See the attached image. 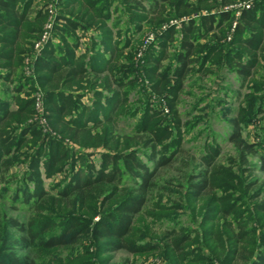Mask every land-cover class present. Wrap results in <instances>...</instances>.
I'll list each match as a JSON object with an SVG mask.
<instances>
[{
  "label": "trees",
  "instance_id": "obj_1",
  "mask_svg": "<svg viewBox=\"0 0 264 264\" xmlns=\"http://www.w3.org/2000/svg\"><path fill=\"white\" fill-rule=\"evenodd\" d=\"M39 1L0 0V80L15 83L11 91L3 92L0 88V173L10 170L12 159L24 161L27 168L17 179L12 197L14 202L25 203L35 211L27 223L2 212L0 264H110L109 258L80 259L89 251L69 254L71 246L77 245L72 243L83 238L85 224H93V233L100 239L114 238L112 250H158L157 244L137 241L134 225L158 187L159 169L179 161V154L184 152V123L177 102L195 62L199 63L196 72L205 76L215 73L208 68L209 62L216 69L224 66L236 71L242 85L251 83L254 93L247 99V107L228 120L238 159L223 163L220 148L208 146L202 156L204 169L194 173L190 159L185 163L189 167L183 176L188 177L194 196L207 197L214 204L227 203L216 209L224 215L223 235L220 229L205 230L211 256L191 259L189 248L196 237L190 231L169 230L166 257L171 251L179 264H198L203 260L208 261L206 264H264V202H255L242 210L245 203H239L235 197L237 193L246 198V192L257 185L256 181H242L244 170L240 171L239 166L247 165L248 155L264 146V138L253 143L243 139L244 126L255 122L257 113H264V0H148L149 8L141 0H122V8H113L116 0H56L59 12L52 24L53 35L34 59V75L27 77L23 73L26 58L42 40L50 17L46 7L51 0H43L42 4ZM236 2L253 5L236 16L234 9H227ZM221 7L222 11L213 12ZM118 11L123 14L113 22V14ZM177 17L189 19L182 22L181 29L168 25L158 39L161 48L154 54L150 52L151 45L144 64L153 90L172 92L168 100L175 115L169 118L164 109L155 108L149 101L144 102L141 112L140 108L129 106V96L124 91L138 80L139 70L132 55L124 54L132 41L123 43L118 28L123 23L125 31H140L145 21L159 26ZM88 29L98 34L90 36L86 51L81 52L84 35L80 32ZM218 31L223 40L199 42L212 34L217 37ZM228 33L231 36L226 41ZM178 34L177 64L169 77L160 68L169 58V48ZM125 57L129 64H125ZM260 69L263 72L259 73ZM134 73L137 78L131 80ZM36 90L44 94L43 113L49 132L40 128L36 118L40 112L36 109L35 94L31 96ZM89 91L94 96L90 104H85L83 97ZM137 115L140 117L135 134L121 135L118 130L123 116ZM52 131L68 139L70 146L75 144L87 151L78 156L77 148L65 145L63 139L49 137ZM101 147L104 150L100 151L99 166L83 160L77 168L84 154ZM143 156L152 159L154 166L144 162ZM68 165L65 186L59 184L62 188L56 193L47 189L45 179L65 172ZM261 193L260 188L248 198L257 200ZM96 216L100 218L94 221ZM229 216L240 225L243 221L239 231L231 227ZM203 218L205 223L206 216ZM250 219H255L257 228H248ZM9 227L17 229L20 236H10ZM258 233L262 242L257 239ZM97 247L101 250V246Z\"/></svg>",
  "mask_w": 264,
  "mask_h": 264
},
{
  "label": "rangeland",
  "instance_id": "obj_2",
  "mask_svg": "<svg viewBox=\"0 0 264 264\" xmlns=\"http://www.w3.org/2000/svg\"><path fill=\"white\" fill-rule=\"evenodd\" d=\"M121 1L122 0H116L113 3V8L118 5L122 8V6L125 5V2L122 3ZM141 1L144 6L149 8L148 0ZM39 2H41L39 4L44 3L43 0H40ZM238 4H240V2H236L230 7H227L234 9L236 11V16H238L240 11ZM46 8L51 10L49 11L50 17L48 23H53L59 12L56 0H51L49 7ZM46 8L44 9L45 11H47ZM222 10V7L215 8L213 9V12H220ZM202 13L209 12L203 11ZM122 14V11L113 14V22H117ZM195 16L198 15L195 14ZM188 19V17H184L183 19L177 17L159 26H155L154 24L145 21L143 23V29L140 31H135L134 29H131L129 32L125 31L126 25L123 23L120 28H118L120 32L119 38L123 43H126L127 40L132 41L131 48L126 50L124 54L132 55V59L136 62V66L139 70V74L137 73L138 80L124 89L129 96L130 107L140 108L142 112L144 102L149 101L155 108L164 109V113L168 115L169 118L175 115L173 113L174 111H172L171 103L168 100V98H172V92L167 89L164 93L155 92L152 88L153 83L150 80L151 78L144 71V64L145 57L151 45L153 46L150 48V52L154 54H156V51L161 48L158 39L161 33L168 28V25L175 24L178 29H181L182 22L187 21ZM47 24L45 29L47 27V30L49 31L48 38H50L53 35V29L49 25L47 26ZM118 30L116 31L118 32ZM220 32L221 31L215 33L217 34V37H214L212 34L211 36L209 35L210 37L201 39L199 42L202 44H209L220 39L223 40V35H221ZM93 34L97 35L98 33L94 29H88L85 33L83 31L80 32V35H84L81 39V52L86 51V46L90 43V36ZM115 34L117 33L115 32ZM229 34L230 33H228L226 41L230 40L231 35ZM179 37L180 35L178 34L176 36L177 39L169 48V58L164 61L163 66L160 68V71H167L169 77L173 76L176 68V54L180 48ZM45 42L43 40L39 41L33 54L26 58L23 67V73L25 76L28 77L34 75V59ZM125 64H129L126 57ZM198 66V62L193 64L194 71L190 74L186 88L180 94L177 102V109L180 111L181 120L184 123V152L179 154V161L166 168L161 167L159 169L160 175L157 181L158 187L149 196L148 205L142 214L137 217L134 225L136 237L139 238L137 241L141 244H157L160 246L158 250L149 253H132L126 250H112L110 244H113V240H115L114 238L100 239L95 233H93L94 225L85 224L83 226V238L72 243L77 245H74L75 247L73 245L71 246L69 254L72 251L76 254L83 251L85 253L89 251L90 253L88 255L81 256L80 259L91 258L93 260H106L109 258L111 261L110 264H125L126 262L129 264H179L176 255H172L171 251H169V258L166 257L165 244H168L169 242L166 235L169 230H176L177 232H184L186 230L190 231L192 236L196 237L189 248L188 258L196 259L197 257L201 258L208 256V254L211 256V252H209L207 247V243L210 240H207L208 237L205 232L210 229H220L221 236L223 235L224 215L217 212L216 209L218 206H226L227 203L224 205H219L218 203L214 204L210 202V199L207 197L194 196L188 185V177L186 178L185 176L184 178L183 176V173L188 169L187 167H189L185 163H187V159H190V169L193 170L191 172L194 173L204 169L205 167L202 164V156L205 155L207 150H209L208 146L220 148V160L223 163H228L230 159H238L236 144L230 139L233 129L228 120L236 118L241 108L247 107V99L254 92L250 87L251 83L247 84L244 82L245 85H242L243 80L234 70L224 66L216 69V67H214L215 65L212 66V63L209 62L208 68L212 69L215 73L217 72V75L212 73L205 76L202 75L201 72H196ZM1 72H4V70ZM261 72H263V69H260L259 73ZM136 78L135 73L131 75V80ZM172 82L174 83V80ZM13 86H15V83L6 84L0 80V88L3 92L4 90L11 91ZM28 88H30V86ZM31 93V96L33 97L35 94V98L42 95L44 99L42 90H36ZM93 96V93L89 91V93L83 97V103L90 104ZM43 112L44 111L42 110L36 118H39L40 128H42L43 131L49 132L50 128L47 125V120H42L45 118V113ZM137 117L139 118L140 115L134 117L123 116L122 121L119 124L118 132L121 135L135 134L134 128L138 122ZM256 119L255 122L248 123L244 126L243 139L246 140V142L253 143L255 140L259 141L264 138V113H257ZM49 137H54L58 140L63 139L55 131H52V134L50 133ZM63 142L65 145L70 146L68 139H63ZM70 147H72V149L77 148V151L80 150L78 151V156H81L85 151L83 147L78 145L75 146V144H71ZM263 148L264 146H259L258 152H253L248 155L249 163L247 165L239 166L240 171L241 169L244 170L241 171L242 181L257 182V185H254L255 187L253 189L246 192L248 194L246 198L237 193L235 194L239 203H245V205L240 208L242 210L245 209V206L247 205H251L252 207V204L255 202H264ZM103 150V147L90 149L89 153L84 154V156L78 160L77 168L81 166L83 160L99 166L100 151ZM12 160L10 170L8 172L1 171L0 173V218L2 217V212H4L8 217L17 218L21 222L27 223L31 220L35 211L25 203L14 202L12 197L14 195L17 179L22 176V172H24L27 166L21 159ZM143 160L149 166H154V161L148 159L147 156H143ZM18 161L20 162L18 163ZM69 168V165L65 166V172L58 173L56 177L45 179V187L50 189L53 193H56L58 188H62L59 184L65 186V180L67 174H69ZM235 168L237 167L235 166ZM15 178L16 180L14 182L8 183ZM130 185L134 186L133 183H130ZM260 188L262 190L260 197H258L257 200L251 201L252 199H249L248 197L252 198L254 193ZM226 202L229 203V201ZM204 216H206L205 223L202 222ZM214 216H218V218L212 221L211 218ZM99 218L100 216H96L94 221L99 220ZM227 221L232 223L231 227L236 231L240 230L241 225L243 226V221H241L240 225L233 216H229ZM247 224L250 229L253 226L254 228H257L258 226L255 219L248 220ZM7 230L9 235L13 238H17L21 234L17 229L12 227H9ZM257 230L258 232H261L260 227H258ZM258 234L257 239L259 238L258 241L262 242L263 239L260 237L261 233ZM97 246H101V250L98 249ZM76 248H79V250ZM207 262L208 261L203 260L198 264H206ZM216 264H219V262L216 261Z\"/></svg>",
  "mask_w": 264,
  "mask_h": 264
},
{
  "label": "built area",
  "instance_id": "obj_3",
  "mask_svg": "<svg viewBox=\"0 0 264 264\" xmlns=\"http://www.w3.org/2000/svg\"><path fill=\"white\" fill-rule=\"evenodd\" d=\"M238 5H239L238 7L240 8V11H239V14H240L241 10L251 8L253 3L252 2H240V4H238ZM49 11H51V10L49 9ZM52 24H53L52 22H49L47 24V26L49 25L50 27H52ZM48 35H49V31L47 30V27H46V31L44 32L43 38H42V40L44 42L48 39V37H49ZM35 104H36V109L41 112L43 110V97H42V95L36 97ZM42 120L46 121L45 118H43Z\"/></svg>",
  "mask_w": 264,
  "mask_h": 264
}]
</instances>
